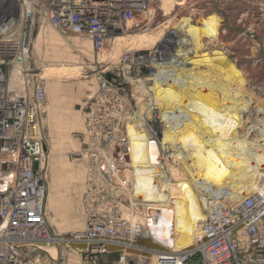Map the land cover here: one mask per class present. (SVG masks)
I'll list each match as a JSON object with an SVG mask.
<instances>
[{"label":"built area","instance_id":"2783aa9c","mask_svg":"<svg viewBox=\"0 0 264 264\" xmlns=\"http://www.w3.org/2000/svg\"><path fill=\"white\" fill-rule=\"evenodd\" d=\"M156 2L0 0V264H188L195 258L200 264L264 263L253 260L264 252V176L241 202L216 200L196 245L181 252L140 245V240L157 243L143 220L122 216L132 201L129 183L117 181L131 163L125 133L130 118L113 86L117 80L149 86L164 64L160 45L122 53L110 67L120 72L103 76L98 93L87 100L86 143L77 153L87 159L82 229L58 233L47 221L40 136L46 91L32 58L36 27L88 38L95 50H103L130 24L150 18ZM48 246L56 249L55 257Z\"/></svg>","mask_w":264,"mask_h":264},{"label":"bare ground","instance_id":"6f19581e","mask_svg":"<svg viewBox=\"0 0 264 264\" xmlns=\"http://www.w3.org/2000/svg\"><path fill=\"white\" fill-rule=\"evenodd\" d=\"M174 4L171 0H157L153 22L128 26L112 44V54L102 53L99 60L113 63L123 50L145 49L161 42V26L165 24L156 25L159 37L154 42L145 40L147 34L143 29L158 22L159 15L172 12ZM221 23L214 14L199 17L196 22L185 16L172 23L171 29L178 34V50L168 66L160 67L149 88H145V95L153 102L144 104V109L152 107L150 113L132 112L129 117L132 124L127 126L132 201L123 215L133 220L140 216L141 210L149 239L174 252L196 245L216 200L239 203L257 189L264 176V107L248 90L242 72L225 53L206 50L218 42ZM170 35L171 43L176 37L172 31L168 38ZM44 38L40 30L38 39ZM54 42L59 41H53L52 45ZM179 57L183 62L178 63ZM41 70L40 75L48 81L82 73L79 67ZM153 108L159 110L158 125L155 124L159 128L157 140L169 139L165 144H158L156 138L150 140V133L149 136L144 129V119L154 122L150 117ZM160 152L169 153L174 164L167 163L169 170L159 165ZM121 177L117 176L118 182L125 176ZM47 250L56 256L54 247L48 246Z\"/></svg>","mask_w":264,"mask_h":264},{"label":"rangeland","instance_id":"374dc122","mask_svg":"<svg viewBox=\"0 0 264 264\" xmlns=\"http://www.w3.org/2000/svg\"><path fill=\"white\" fill-rule=\"evenodd\" d=\"M171 1L175 3V6L172 8L173 11L170 10L172 12H169L167 16L163 14L159 15L158 22L151 23L153 24L151 27L148 25L143 29L145 34H147L145 40L154 42L159 35V31H156V28H158L156 25L165 24L161 26L160 34H162V41L154 45H160L164 50L165 56L163 66H168L173 58L174 51L178 50V34L171 29L170 26L172 23L174 21L175 23L176 21L178 22L180 18L185 16H191L192 21L196 22L200 16H210L214 14L221 19V32L218 42L215 43L213 47L208 46L206 50L210 51V49H216L225 53L242 72L248 90L264 107V0ZM155 15L156 8L154 6L150 12V18H146L147 20L144 22H153L152 19ZM168 23L170 24L167 25ZM134 24L137 23H132L129 26L132 27ZM36 28L31 42V51L39 75L42 72L41 68L56 69L62 66L79 67L82 70L80 76L59 79L58 81H48V79H44V77L40 75L41 78L44 79L46 91V103L40 123V136L46 146V151H44V155L42 156L45 179V212L49 225L56 232L69 234L82 229L84 224L82 197L86 190L87 159L78 157L77 153H81L86 143V138H84V136L86 118L89 113L87 100L98 93L100 86L99 81L103 76L110 78L120 71H110V67L116 64L117 61L112 63L106 60H99V56L102 53L110 52L112 54V45H109L102 51L95 50L88 38H82L75 34L62 35L53 30L49 25ZM40 30L43 33V38L45 37L42 40L38 39ZM171 31L174 37H176L172 40L173 43H170L173 36L170 35L171 38H168V33ZM166 38L169 40L167 39L165 41ZM55 40L59 41L54 42L56 46L52 45ZM164 44L167 46H163ZM151 47L153 46L147 48ZM39 49L41 50L38 51ZM145 49L123 50L120 52L122 54L126 52L143 51ZM179 58L178 63L183 62V58ZM159 72L160 71H158L157 74ZM49 82L55 83L50 84ZM121 84V80L116 81V84L113 86L114 92H117V95L121 97L120 100H122L125 107L128 108L129 117L133 114H140L145 110L149 112L152 107L149 106L144 109V104L153 102H150V98L145 95V88H149L151 82L149 86H146L145 83L142 85L128 84L126 86ZM155 108L157 107L155 106ZM158 111L159 110L153 108L150 114V117L156 123L153 122V124L151 120L147 121L146 119L142 122L145 121L143 126L144 129L146 128L148 135L150 133V140L154 141V138H156L158 144H165L169 139L157 140L159 138V128L157 126L159 120ZM132 112L134 113L132 114ZM145 115L146 112L143 113V116ZM252 116H256L255 112H252ZM130 124H132V122ZM149 128L152 131L149 130ZM125 133L126 137L130 139L127 131H125ZM119 136L120 134L116 135V138L119 139ZM162 136L164 135H160L161 138ZM163 149L164 148H162V150ZM171 150L172 149L169 151ZM165 156L168 157L169 153L167 152L166 155H164L163 152H160L159 165L169 170V168H167V163L168 165L174 164L170 157L166 158ZM130 169L131 166L128 167L126 173L121 171L117 176H125L121 178L123 182L126 181L129 183L131 189L130 182L132 175L130 171H128ZM139 212L140 216L134 218V221H142L143 215L141 210H139ZM123 213L122 211V216L124 218L130 219L124 216ZM139 244L159 251H164L166 249L158 244L151 243L149 240H140ZM197 260L198 258H195V261L188 264H200ZM253 260L255 262L264 261V252L255 254ZM71 264H79V261L76 260L75 263L73 262Z\"/></svg>","mask_w":264,"mask_h":264},{"label":"water","instance_id":"95a60500","mask_svg":"<svg viewBox=\"0 0 264 264\" xmlns=\"http://www.w3.org/2000/svg\"><path fill=\"white\" fill-rule=\"evenodd\" d=\"M43 150L46 151V146L45 144L43 145ZM38 163H34V169H37Z\"/></svg>","mask_w":264,"mask_h":264}]
</instances>
